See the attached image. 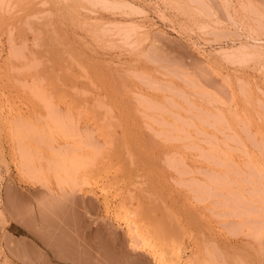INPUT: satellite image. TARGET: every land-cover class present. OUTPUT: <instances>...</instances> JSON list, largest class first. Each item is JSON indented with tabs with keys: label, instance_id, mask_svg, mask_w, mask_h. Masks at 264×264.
<instances>
[{
	"label": "rangeland",
	"instance_id": "374dc122",
	"mask_svg": "<svg viewBox=\"0 0 264 264\" xmlns=\"http://www.w3.org/2000/svg\"><path fill=\"white\" fill-rule=\"evenodd\" d=\"M0 14V264H264V0Z\"/></svg>",
	"mask_w": 264,
	"mask_h": 264
},
{
	"label": "bare ground",
	"instance_id": "6f19581e",
	"mask_svg": "<svg viewBox=\"0 0 264 264\" xmlns=\"http://www.w3.org/2000/svg\"><path fill=\"white\" fill-rule=\"evenodd\" d=\"M39 5L42 6V4H39ZM11 9H12V8H11ZM5 10H6V9H5ZM47 10H48V9H47ZM5 12H6V11H5ZM12 12H13V11H12ZM53 13H54V12H50V13L48 12L47 14H53ZM5 14H6V13H5ZM27 14H28V13H27ZM0 15H1V14H0ZM53 15H54V14H53ZM2 17H3V16H2ZM45 17H46V16H45ZM45 17H44V18H45ZM5 18H6V17H5ZM44 18H43V19H44ZM46 18H49V17L47 16ZM50 18H51V17H50ZM7 19H8V18H7ZM4 20H5V19H4ZM50 20H51V19H50ZM6 24H7V23H6ZM41 25H42V24H41ZM50 26H51V28H52V27L54 28V25H53V26L50 25ZM44 28H45V27H44ZM53 28H52V31H55V30H53ZM54 29H55V28H54ZM46 30H47V29H46ZM47 32H48V30H47ZM53 35H55V34H53ZM46 36H48V35H46ZM54 37H55L56 40L58 39V37H57L56 35H55ZM55 39H54V40H55ZM58 41H59V40H58ZM58 41H57V42H58ZM50 42H51V41H50ZM55 43H56V42H55ZM59 44H61V43H56L57 46H58ZM59 46H60V45H59ZM62 49H63V48H62ZM63 51H65V50H63ZM61 52H62V51H61ZM16 56H17V55H16ZM13 57H14V56H13ZM15 58H17V57H15ZM73 61H74V60H73ZM62 62H63V61H62ZM76 62H77V61H76ZM76 62H74V63H76ZM76 65H78V64H75L74 67H76ZM71 66H72V64H71ZM71 66H70V67H71ZM71 73H72V72H71ZM71 73H69V74H71ZM71 75L73 76V74H71ZM71 75H70V76H71ZM60 78H61V77H60ZM73 78H74V77H73ZM67 80H68V79H67ZM36 90H37V89H36ZM72 90H73V89H72ZM91 90H92V89H91ZM74 91H75V90H74ZM74 91H73V92H74ZM36 92H37V91H36ZM87 92H88V91H86V93H87ZM76 94H78V93H76ZM79 94H80V93H79ZM36 95H37V94H36ZM36 97H37V96H36ZM37 98H38V97H37ZM96 98H97V97H96ZM96 98H95V99H96ZM99 98H100V96H99ZM99 98H98V99H99ZM94 102L96 103V100H95ZM101 102H102V101H101ZM85 103H86V102H85ZM102 104H103V102H102ZM86 105H87V104H86ZM99 105H100V104L98 103V106H99ZM114 106H115V105H114ZM83 107H84V106H83ZM98 108H99V107H98ZM106 108H107V106H106ZM109 108H110V107H109ZM99 109H101V107H100ZM104 110H105V107H104ZM107 110H108V108H107ZM110 110H111V109H109V111H110ZM0 111H1V110H0ZM107 113H108V111H107ZM107 113H106V114H107ZM87 114H88V113H87ZM103 116H104V115H103ZM104 117H105V116H104ZM104 117H102V118L104 119ZM110 117H111V116H110ZM110 117L108 116L107 118L109 119ZM24 118H25V117H24ZM56 118H57V117H56ZM107 118L105 117V119H107ZM114 118H115V117H114ZM54 119H55V118H54ZM57 119H58V118H57ZM60 119H61V118H60Z\"/></svg>",
	"mask_w": 264,
	"mask_h": 264
},
{
	"label": "crops",
	"instance_id": "0c3cea01",
	"mask_svg": "<svg viewBox=\"0 0 264 264\" xmlns=\"http://www.w3.org/2000/svg\"><path fill=\"white\" fill-rule=\"evenodd\" d=\"M12 251L15 255H20L19 249L12 248Z\"/></svg>",
	"mask_w": 264,
	"mask_h": 264
}]
</instances>
